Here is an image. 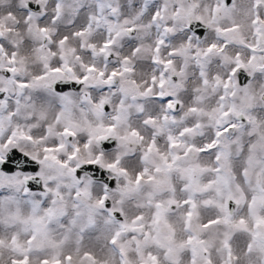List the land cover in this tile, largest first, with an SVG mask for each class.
Returning a JSON list of instances; mask_svg holds the SVG:
<instances>
[{
    "label": "snow or ice",
    "instance_id": "obj_1",
    "mask_svg": "<svg viewBox=\"0 0 264 264\" xmlns=\"http://www.w3.org/2000/svg\"><path fill=\"white\" fill-rule=\"evenodd\" d=\"M0 264H264V0H0Z\"/></svg>",
    "mask_w": 264,
    "mask_h": 264
}]
</instances>
